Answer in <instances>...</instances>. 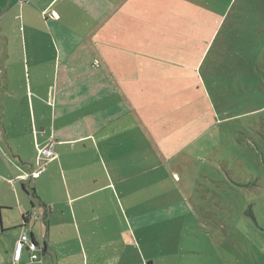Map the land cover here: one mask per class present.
<instances>
[{"label": "rangeland", "instance_id": "obj_1", "mask_svg": "<svg viewBox=\"0 0 264 264\" xmlns=\"http://www.w3.org/2000/svg\"><path fill=\"white\" fill-rule=\"evenodd\" d=\"M188 2L189 45L198 49L202 80L194 75L185 90L171 86L172 92L181 90L178 97L159 102L146 98L145 102L146 110L156 115L154 128L158 131L154 133L172 138L163 139L161 153L146 141L144 148L135 152L116 148L96 151L90 142L64 143L54 147L60 160L50 165L42 155L47 143L34 133L31 145L27 141L23 150L29 169L49 172L37 180L36 188L35 179L30 180L28 191L35 189L39 198L36 207L18 181L11 185L8 180L12 176L1 177L0 264H14L12 247L24 229L22 213L33 214L28 230L33 229L40 238L45 199L57 194L65 202L68 184L69 191L77 190L72 178L88 179L89 175L99 179L100 185H107L108 175L112 178L107 188V193L112 189L111 194L90 199L91 208L80 224L91 257L98 259L104 253L110 264H264V0ZM20 28L24 30V23ZM19 33L20 29L16 35ZM155 34L161 43L176 41L164 37L163 32ZM24 35L27 79L36 91L40 79L45 78L48 87H54L49 100L63 77L57 46L49 37L37 36L33 41L46 42L47 47L45 52L35 51L31 38L22 31V38ZM18 52L15 59H24L23 49ZM39 60L43 64H37ZM44 91L42 114L34 100L36 117L23 116L22 123L34 130L37 126L39 131L46 127L49 132L52 127L71 124L72 117L59 120L55 116V108L44 102ZM134 155H139L138 171L120 174L113 162L123 157L121 161L129 164ZM102 159L106 165L103 162L102 166ZM5 163L7 168L15 166L8 157ZM61 174L63 178L66 175L68 184ZM25 177L31 179L30 174ZM85 183L80 187L88 190ZM60 211L53 214L52 250L61 264H81L76 229L67 209ZM34 253L42 258L41 251ZM24 256L29 258L27 252ZM43 258L44 264L54 261L50 252Z\"/></svg>", "mask_w": 264, "mask_h": 264}, {"label": "crops", "instance_id": "obj_2", "mask_svg": "<svg viewBox=\"0 0 264 264\" xmlns=\"http://www.w3.org/2000/svg\"><path fill=\"white\" fill-rule=\"evenodd\" d=\"M188 5V0H0V183L2 176L4 179L12 176L8 180L11 185V181L16 180L24 192L33 193L35 189L28 191L33 179H25V176L35 171L29 169L30 161L23 150L27 141L31 145L34 133L41 135L48 144L47 148L52 146L53 149L64 143L90 142L96 151L116 148L135 152L139 148L142 150L146 141L152 144L150 148L161 153L163 139L170 140L172 137L154 133L158 131L154 128L157 119L151 110H146V98L159 102L171 96L178 97L181 90L176 88L172 92L171 86L179 85L185 90L186 85L192 84L194 75L200 81V75L203 76L198 49L189 45L191 9ZM22 23L24 30L20 28ZM15 29H20L19 35H16ZM21 30L31 38L35 51L45 52L47 47L46 42L33 41L37 36H47L57 46L58 65L63 67V77L57 81V92L54 89L49 100L54 87H48L45 78L40 79L41 86L36 91L31 80L27 79L28 45L26 36L22 38ZM155 32H163L164 37H174L176 41L164 39L161 43ZM178 41H181L180 45ZM22 49L25 58L15 59ZM38 63L43 64L41 60ZM43 88L44 102L55 108V116L59 120L72 117L71 124L52 127L51 132L46 127L39 131L37 126L34 130L32 125L26 127L23 124V116L36 117L34 100L38 112L42 114ZM140 102L143 105H139ZM6 157L15 166L7 168ZM138 157L134 155L129 164L121 161L123 157L115 162L109 159L108 163L118 165L119 173H133L139 168ZM55 160H60L57 154L48 163L51 165ZM103 162L106 165L102 159V166ZM45 174L40 172L41 176L33 180L35 188L39 184L37 180ZM64 176L61 174L62 181L68 184ZM107 179V185H100L95 176L89 175L88 179L73 177L71 183L77 190L69 191L68 184V200L65 202L61 196L49 194L44 201V215L39 216L44 218V221L39 219L40 238L33 229L28 230L33 214L23 212L22 216L28 215L29 221L21 225L24 229L22 233L18 232L12 251L21 238L28 235L41 247L42 258L32 261L31 255L36 253L26 245L24 253L27 252L29 258L25 260L23 253L18 264H44L43 257L47 258L49 252L54 256L52 264H61L56 251L52 250L55 243L53 214L65 213L60 211L61 208L67 209L69 221L76 229L75 238L81 242L76 251L81 264H110L104 253L98 259L91 257L80 233V224L85 222V213L91 208L88 201L111 194L112 189H108L111 191L107 193V188L111 187L112 178L108 175ZM85 181L88 190L80 187ZM34 219L39 222L37 217ZM12 259L16 264L14 257Z\"/></svg>", "mask_w": 264, "mask_h": 264}, {"label": "built area", "instance_id": "obj_3", "mask_svg": "<svg viewBox=\"0 0 264 264\" xmlns=\"http://www.w3.org/2000/svg\"><path fill=\"white\" fill-rule=\"evenodd\" d=\"M42 155L45 157V159L49 161L54 159V157H56V154L53 152L52 146H49L48 148H46L44 152L42 153ZM39 176H40V171L39 172L35 171L32 175H30V178L37 179ZM26 245H28L31 252H37L41 248L38 245H36L34 242H32L28 235H24L21 238V240L16 244L15 253H14V261L16 264H18L21 261ZM31 260L40 261L41 259L39 260V257L37 254H32Z\"/></svg>", "mask_w": 264, "mask_h": 264}, {"label": "trees", "instance_id": "obj_4", "mask_svg": "<svg viewBox=\"0 0 264 264\" xmlns=\"http://www.w3.org/2000/svg\"><path fill=\"white\" fill-rule=\"evenodd\" d=\"M26 190V189H25ZM26 193L29 195V196H31L32 197V205H33V207H36V201H35V199H39L38 198V196H37V194H36V192H35V190L33 191V193L32 194H30L29 192H27V190H26ZM28 215H25L24 217H23V220H24V224L25 223H27L28 221H29V219H28ZM38 219V218H37ZM36 245H38L36 242H34ZM149 264H151V263H149Z\"/></svg>", "mask_w": 264, "mask_h": 264}]
</instances>
